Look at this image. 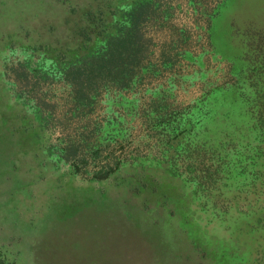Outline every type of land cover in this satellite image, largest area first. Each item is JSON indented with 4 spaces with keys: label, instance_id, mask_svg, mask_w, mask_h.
Instances as JSON below:
<instances>
[{
    "label": "rangeland",
    "instance_id": "374dc122",
    "mask_svg": "<svg viewBox=\"0 0 264 264\" xmlns=\"http://www.w3.org/2000/svg\"><path fill=\"white\" fill-rule=\"evenodd\" d=\"M137 213L264 264V0H0V264L98 262L75 233Z\"/></svg>",
    "mask_w": 264,
    "mask_h": 264
},
{
    "label": "trees",
    "instance_id": "16d2710c",
    "mask_svg": "<svg viewBox=\"0 0 264 264\" xmlns=\"http://www.w3.org/2000/svg\"><path fill=\"white\" fill-rule=\"evenodd\" d=\"M130 29L135 30V26ZM95 61L91 60L92 65ZM137 216L144 219L137 213L132 219L130 214H127L125 216L115 215V217L105 215L102 222L92 220L90 230L85 233L78 230L75 233V239L80 240V236H84L97 243L99 240L100 242L104 240L100 245H95L102 246L98 250L104 252L103 258L98 262L77 261L58 264H182L180 248H177L179 247L177 246L179 230L170 228L166 218L155 219L152 224L146 227L147 229L142 228V225L137 221L139 220ZM99 223L102 225L101 231L98 230L100 229L98 228ZM181 239L182 237H180ZM76 249L80 251V248ZM85 255H87L85 257H97V253L94 251ZM77 256L80 257V254L77 253ZM44 264L55 263L46 262Z\"/></svg>",
    "mask_w": 264,
    "mask_h": 264
}]
</instances>
